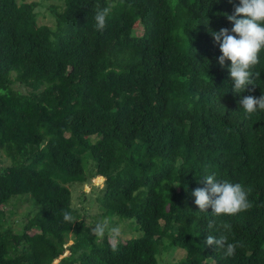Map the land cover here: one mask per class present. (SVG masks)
<instances>
[{"label": "trees", "instance_id": "1", "mask_svg": "<svg viewBox=\"0 0 264 264\" xmlns=\"http://www.w3.org/2000/svg\"><path fill=\"white\" fill-rule=\"evenodd\" d=\"M38 5L0 0V264H162L168 248L184 251L174 264H264V110L239 103L264 94V50L235 93L211 35L231 30L239 0H64L53 26ZM213 173L250 188L252 207L199 211L192 192ZM96 175L95 227L128 221L124 240L72 204L69 185ZM23 198L34 208L15 231L5 208ZM224 223L231 257L206 244Z\"/></svg>", "mask_w": 264, "mask_h": 264}, {"label": "clouds", "instance_id": "2", "mask_svg": "<svg viewBox=\"0 0 264 264\" xmlns=\"http://www.w3.org/2000/svg\"><path fill=\"white\" fill-rule=\"evenodd\" d=\"M231 3L232 0H229ZM109 9L97 8L94 16L96 27L103 30L106 24ZM228 21L233 24L231 30L221 28L211 35L219 44L221 55L218 63L223 66L225 61L230 62L229 74L232 81V88L235 93L243 92L248 85H255L260 72H254L253 68L260 62L259 54L264 50V0H239V6L234 5V12L231 15L225 14ZM240 17V18H238ZM240 106L246 115H251L257 109L264 110V94L259 98L246 96L240 100ZM206 187L197 188L192 192L195 197V204L199 211H205L209 207L215 215H234L246 211L252 207L248 196L250 188L240 183H232L227 179L217 180L215 173L204 178ZM65 221H72L71 212L64 211ZM212 224H209V228ZM223 232L218 236L209 235L206 239L207 245H215L218 249L224 250V255L231 257L235 254L239 242H229L226 233L231 231V225L224 223ZM108 229V222L98 223L94 232L103 236ZM113 239L120 235L118 228L110 229ZM115 250V249H114Z\"/></svg>", "mask_w": 264, "mask_h": 264}, {"label": "rangeland", "instance_id": "3", "mask_svg": "<svg viewBox=\"0 0 264 264\" xmlns=\"http://www.w3.org/2000/svg\"><path fill=\"white\" fill-rule=\"evenodd\" d=\"M18 1H36L38 2V6L36 7V11L39 12L37 16V23L38 24H47L49 26L54 25L53 18L49 12V6L55 5L58 8H62L64 6V0H18ZM142 31L141 25L135 28V34H140ZM87 154V153H86ZM0 163L9 164L10 161L6 157V155L0 151ZM97 177L93 179H89L88 182L85 183H73L70 186L71 195H72V204L76 207L81 208L82 218L84 220H88L89 225L91 226L92 230L95 228L96 222H98L101 211L97 208V204L95 203L94 199L95 196L98 194L97 189H100L103 185V177L96 175ZM34 207L31 204L30 200L26 198L23 199H12L5 208V216L6 218V225H11V227L15 231H20L22 229V225H24L26 218L25 215L32 210ZM90 216H97L94 218V221L91 223ZM113 219V218H112ZM114 220V219H113ZM105 219L101 220L103 223ZM115 228L120 230V235L116 239L124 240L126 237H130L134 234V230L130 229V223L128 221H122L115 223ZM109 233L111 232L110 229L113 226L109 225ZM31 232V231H30ZM94 232V231H93ZM72 235L70 234L68 237V242H70ZM110 241L115 242L116 239H113V236L110 235ZM184 256V251L181 249H170L162 250L160 254L157 255L158 260L162 264H174L177 262L178 259ZM55 263V262H54Z\"/></svg>", "mask_w": 264, "mask_h": 264}]
</instances>
